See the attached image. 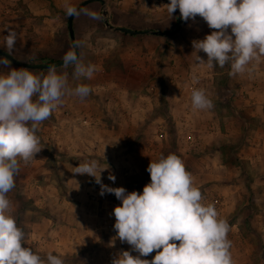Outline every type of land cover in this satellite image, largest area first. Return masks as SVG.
<instances>
[{"label":"rangeland","instance_id":"1","mask_svg":"<svg viewBox=\"0 0 264 264\" xmlns=\"http://www.w3.org/2000/svg\"><path fill=\"white\" fill-rule=\"evenodd\" d=\"M81 1L0 0V49L28 64L72 56L67 18ZM105 1L110 24L136 30H173L180 15L178 9L169 15V0ZM101 12V4L92 1L76 13L79 57L54 67L67 78L63 103L38 126L42 149L21 163L7 194L25 245L42 258L57 255L64 264H113L122 251L138 255L112 233V212L120 201L111 193L101 196L100 185L76 174L77 166L95 160L99 169L107 167L100 174L104 185L142 192L150 182V160L176 154L203 202L213 203L229 223L233 264H264V216L254 210L251 190L262 165L244 157L247 146L261 137L248 118L263 110L257 99H264V54L244 73L230 75V63L208 68L196 62L192 41L213 31L199 16L166 36L111 30ZM198 55L206 60L205 53ZM77 65L92 66V77L77 78ZM12 69L41 75L49 68H24L0 55V73ZM213 71L217 76L209 74ZM81 83L91 90L84 99L73 92ZM197 88L212 101L211 109L192 106ZM250 95L252 103L245 100ZM244 107L248 117L241 114ZM223 121L237 130H226Z\"/></svg>","mask_w":264,"mask_h":264},{"label":"clouds","instance_id":"2","mask_svg":"<svg viewBox=\"0 0 264 264\" xmlns=\"http://www.w3.org/2000/svg\"><path fill=\"white\" fill-rule=\"evenodd\" d=\"M166 5L170 16L178 9L182 20L199 16L213 30L192 41L196 62L208 68L230 63L229 74L236 75L264 54V0H169ZM93 72L90 65H77L75 76L90 79ZM66 91V76L54 68L41 75L26 69L0 73V264H64L57 255L42 258L25 245V232L7 194L15 187L21 163H29L41 151L38 126L63 103ZM90 91L83 83L73 90L81 99ZM191 102L199 110L213 107L203 89H193ZM106 168L99 169L93 160L78 165L76 174L92 177L101 196L111 193L120 201L112 212L116 238L138 255L122 251L113 264H233L230 225L213 203L203 202L179 156L150 160V182L142 192L104 185L100 174ZM108 179L114 182L115 176L109 174ZM153 252L151 260L141 258Z\"/></svg>","mask_w":264,"mask_h":264},{"label":"water","instance_id":"3","mask_svg":"<svg viewBox=\"0 0 264 264\" xmlns=\"http://www.w3.org/2000/svg\"><path fill=\"white\" fill-rule=\"evenodd\" d=\"M92 1H98L101 3L102 6V17H103V21L104 24L107 28L111 29V30H115V31H120L122 33H129V34H159V35H172L176 32H178L182 26V23L184 20H182L179 18L177 20V26L175 29L173 30H169V31H161V30H154V29H144V30H136V29H132V28H128L125 26H115L110 24V22L108 21L107 15H108V11L106 9V1L105 0H82L77 6H75L69 13L68 18H67V30H68V34H69V38L72 41L73 45H74V53L72 56L64 58V59H60L54 62H49V63H40V64H28V63H21L19 62L16 58H14L11 54H9L8 52H6L3 49H0V55L5 57L6 59H8L10 62L14 63V64H18L24 68H30V69H47V68H54V67H58V66H63V65H67L70 63L75 62L78 57H79V47L78 44L75 41V34H74V28H73V20L74 17L76 15V13L82 9L86 4L92 2Z\"/></svg>","mask_w":264,"mask_h":264},{"label":"crops","instance_id":"4","mask_svg":"<svg viewBox=\"0 0 264 264\" xmlns=\"http://www.w3.org/2000/svg\"><path fill=\"white\" fill-rule=\"evenodd\" d=\"M122 25H127V24L122 23ZM228 71L230 72V69ZM209 74H211V75L216 74V76H217L218 72L213 71L212 73H209ZM218 76H220V75H218ZM229 86H230V84H229ZM217 94L215 93L216 97L223 99V95H220V94L217 95ZM245 100H247L251 103H252V101H254V99L251 95L249 97H246ZM257 101H258V103H260L263 110H261L260 115H256L257 113H252V115H251V113H249L250 117L248 119L250 121V124L256 123L254 125H251L250 129H252L255 126L257 128V130L261 133V137L255 138V140L252 141L247 146V150L244 154V157L250 159L255 164H257L259 162L262 165L261 173H258V172L254 173V176H255L254 181H255L256 185H251V190L253 192L254 200L256 201L255 206H258L257 208L255 207L254 210H257L258 213H260V214L262 213V216H264V162H263V157H264V155H263V153H264V99L263 100L257 99ZM245 110H246V107H244V112H245ZM246 112H247V110H246ZM246 112L245 113L241 112V114L244 117H246V116L248 117V115H247L248 113H246ZM232 113L234 114V112H232ZM229 116H231V112L228 113V116H224L223 118L229 117ZM251 116H254L255 118L251 119ZM249 121H247V122L249 123ZM223 122H225L224 125H225L226 130H229L231 132H233L234 130H237V126H234V129H233L232 125L229 122H227V121H223ZM230 136L231 135H228V138ZM231 140L234 141L233 138H231ZM251 210H252V208H251ZM263 221H264V219H263Z\"/></svg>","mask_w":264,"mask_h":264},{"label":"built area","instance_id":"5","mask_svg":"<svg viewBox=\"0 0 264 264\" xmlns=\"http://www.w3.org/2000/svg\"><path fill=\"white\" fill-rule=\"evenodd\" d=\"M112 233H113V234H116V232H115V230H114V229H112Z\"/></svg>","mask_w":264,"mask_h":264},{"label":"trees","instance_id":"6","mask_svg":"<svg viewBox=\"0 0 264 264\" xmlns=\"http://www.w3.org/2000/svg\"><path fill=\"white\" fill-rule=\"evenodd\" d=\"M52 60L51 59H49L47 62H51ZM148 257V256H147ZM149 258V257H148Z\"/></svg>","mask_w":264,"mask_h":264}]
</instances>
